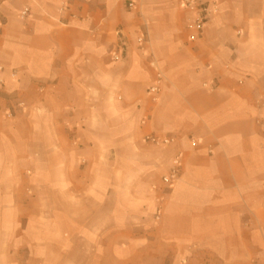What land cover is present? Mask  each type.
Segmentation results:
<instances>
[{
    "label": "crops",
    "instance_id": "obj_1",
    "mask_svg": "<svg viewBox=\"0 0 264 264\" xmlns=\"http://www.w3.org/2000/svg\"><path fill=\"white\" fill-rule=\"evenodd\" d=\"M211 1L220 11L193 39L182 0H0V86L12 98L0 100V185L15 153L33 174L52 168L54 206L133 229L127 264L194 253L264 264V0ZM153 60L167 78L157 104ZM95 116L102 171L89 158ZM150 134L176 144L151 146ZM176 154L180 178L165 185Z\"/></svg>",
    "mask_w": 264,
    "mask_h": 264
},
{
    "label": "rangeland",
    "instance_id": "obj_2",
    "mask_svg": "<svg viewBox=\"0 0 264 264\" xmlns=\"http://www.w3.org/2000/svg\"><path fill=\"white\" fill-rule=\"evenodd\" d=\"M4 84L5 79L0 78V85ZM1 86L0 100L10 106L12 98L2 92ZM17 116L15 112L8 120H15ZM32 120L38 126V118L35 116ZM99 121L101 118L95 116L91 132L96 146L89 155L97 164L96 171L106 168L109 156L106 137L98 129ZM34 138L38 136L35 134ZM134 151L139 154L138 146H134ZM118 155L114 153L112 157ZM13 159L14 178L9 184L0 185V264H127L124 258L131 252L127 248L141 244L134 240L131 227L120 225L123 221L115 225L102 224V211L96 208L90 218L86 206H54L52 168L50 173L39 172L37 163L33 174L28 167L34 164L23 165L16 153ZM79 165L85 167L87 163L82 160ZM118 216L119 211L114 209L111 217L118 219ZM156 220H160L159 215ZM230 260L213 253H194L179 264H231Z\"/></svg>",
    "mask_w": 264,
    "mask_h": 264
},
{
    "label": "built area",
    "instance_id": "obj_3",
    "mask_svg": "<svg viewBox=\"0 0 264 264\" xmlns=\"http://www.w3.org/2000/svg\"><path fill=\"white\" fill-rule=\"evenodd\" d=\"M183 6L193 15L192 21L190 23V29L193 32L192 38H197L202 32L210 20L213 14L218 13L219 5L216 1L211 0H182ZM27 11L23 13V16L27 15ZM138 43L140 44V50L144 51L146 48L145 36L138 38ZM150 66L156 72V78L153 86L150 88V93L152 94L153 102L158 103L160 101L163 89L166 85L167 78L163 71L160 69L157 61L153 60L150 62ZM4 68L0 66V72H3ZM16 74H12V78H16ZM145 140L148 144L158 148H168L176 144V139L165 138L158 135L150 134L146 136ZM182 168V157L180 154H176L173 159V163L170 172L167 176L163 177L162 182L165 185H172L177 182L180 178V171ZM154 189H158L154 186Z\"/></svg>",
    "mask_w": 264,
    "mask_h": 264
}]
</instances>
